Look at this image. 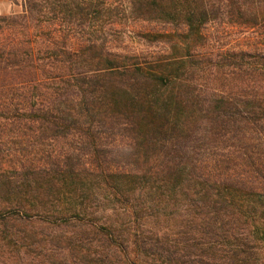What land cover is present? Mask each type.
<instances>
[{
  "label": "trees",
  "instance_id": "16d2710c",
  "mask_svg": "<svg viewBox=\"0 0 264 264\" xmlns=\"http://www.w3.org/2000/svg\"><path fill=\"white\" fill-rule=\"evenodd\" d=\"M22 2L0 15V264H264V0Z\"/></svg>",
  "mask_w": 264,
  "mask_h": 264
},
{
  "label": "rangeland",
  "instance_id": "374dc122",
  "mask_svg": "<svg viewBox=\"0 0 264 264\" xmlns=\"http://www.w3.org/2000/svg\"><path fill=\"white\" fill-rule=\"evenodd\" d=\"M22 0H0V15L4 14H9L11 12H21L22 10ZM152 26H148L147 28H150ZM133 31V27L131 28ZM221 30V26L218 27H213V29L209 28V34L211 37V32H212V37H217L218 32ZM223 39L226 40L225 43L227 45H236L239 43H242V32L237 28V29H228L222 31ZM211 37V38H212ZM214 40V39H213ZM124 43L127 45V49H131L137 52H144V53H157L160 52L162 47L161 45H155V44H148L143 41L142 38L133 36L131 33L126 37ZM213 43V42H212ZM214 46H216L214 44Z\"/></svg>",
  "mask_w": 264,
  "mask_h": 264
}]
</instances>
